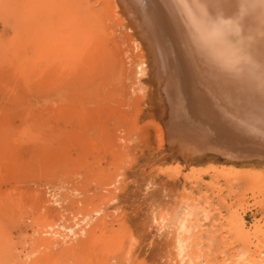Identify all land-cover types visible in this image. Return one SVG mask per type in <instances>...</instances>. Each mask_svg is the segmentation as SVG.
<instances>
[{"label": "rangeland", "instance_id": "obj_1", "mask_svg": "<svg viewBox=\"0 0 264 264\" xmlns=\"http://www.w3.org/2000/svg\"><path fill=\"white\" fill-rule=\"evenodd\" d=\"M151 1L87 0L83 32L0 0V264H264V152L196 112Z\"/></svg>", "mask_w": 264, "mask_h": 264}, {"label": "bare ground", "instance_id": "obj_2", "mask_svg": "<svg viewBox=\"0 0 264 264\" xmlns=\"http://www.w3.org/2000/svg\"><path fill=\"white\" fill-rule=\"evenodd\" d=\"M60 1L65 6L66 18L76 20L81 31L94 28L97 15L86 5L87 0ZM140 2L138 6L142 7ZM105 4L109 6V0ZM153 5L166 16L170 34L166 32L174 40L172 44L176 45L180 56L174 60L179 58L184 75V81L179 78L184 82L182 86L185 84L181 89L191 90L190 97L195 98L192 101L199 116L204 114L210 118L220 138L232 149L244 153L264 152V0H154ZM143 8L140 9L142 14L146 10ZM140 25L142 34L148 37V27ZM201 133L198 136L201 137Z\"/></svg>", "mask_w": 264, "mask_h": 264}]
</instances>
